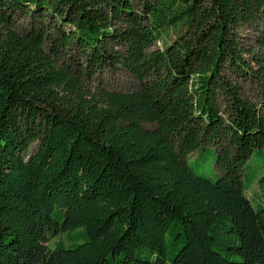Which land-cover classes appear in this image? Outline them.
Segmentation results:
<instances>
[{"label": "trees", "instance_id": "obj_1", "mask_svg": "<svg viewBox=\"0 0 264 264\" xmlns=\"http://www.w3.org/2000/svg\"><path fill=\"white\" fill-rule=\"evenodd\" d=\"M262 18L264 0H0V264H264V67L239 42ZM107 69L139 89L83 88Z\"/></svg>", "mask_w": 264, "mask_h": 264}, {"label": "rangeland", "instance_id": "obj_2", "mask_svg": "<svg viewBox=\"0 0 264 264\" xmlns=\"http://www.w3.org/2000/svg\"><path fill=\"white\" fill-rule=\"evenodd\" d=\"M14 27L15 31L20 33L23 37H27L31 35L36 28L41 24L40 21H34L29 17L17 16L15 17ZM42 26L45 29L49 28V24L45 23ZM176 33L173 31H169L162 37V40L157 43V48L162 49L171 44L174 41ZM240 44L244 49L245 55V63L247 66V73L252 71H260L262 67H264V18L255 23L250 27H245L240 31ZM53 45L46 43L44 48L50 53ZM74 56V55H73ZM249 56H255L256 59L260 62V64H256L250 59ZM72 60L66 59L61 63L63 65H71ZM73 63V62H72ZM73 68L75 66L73 65ZM240 83L243 89V97L253 103L260 102V82L254 79L244 80L239 77H231ZM264 80V76H263ZM81 83L84 89H87L90 94H96L99 90H107L109 92H122L129 93L133 91H137L139 89V85L137 81L126 71L124 70H110L107 69L103 73L95 74V73H84L81 78ZM37 145L30 151V155H33L37 150ZM247 197L251 200L254 205L261 200V193L256 184H254L250 190L247 192ZM65 239V238H64ZM63 238L52 241L49 246L54 248L57 246L59 242L65 243L67 246L69 243ZM84 243V241H81ZM70 245V244H69Z\"/></svg>", "mask_w": 264, "mask_h": 264}]
</instances>
